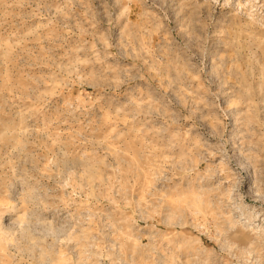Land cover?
I'll return each instance as SVG.
<instances>
[{"label":"rangeland","instance_id":"1","mask_svg":"<svg viewBox=\"0 0 264 264\" xmlns=\"http://www.w3.org/2000/svg\"><path fill=\"white\" fill-rule=\"evenodd\" d=\"M0 264H264V0H0Z\"/></svg>","mask_w":264,"mask_h":264},{"label":"bare ground","instance_id":"2","mask_svg":"<svg viewBox=\"0 0 264 264\" xmlns=\"http://www.w3.org/2000/svg\"><path fill=\"white\" fill-rule=\"evenodd\" d=\"M29 218V217H28ZM249 254V253H248Z\"/></svg>","mask_w":264,"mask_h":264}]
</instances>
